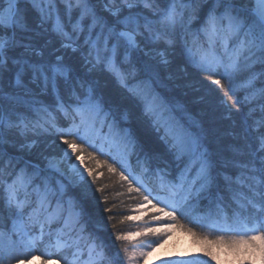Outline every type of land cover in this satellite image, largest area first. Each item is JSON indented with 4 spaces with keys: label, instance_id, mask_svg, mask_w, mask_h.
<instances>
[{
    "label": "snow or ice",
    "instance_id": "1",
    "mask_svg": "<svg viewBox=\"0 0 264 264\" xmlns=\"http://www.w3.org/2000/svg\"><path fill=\"white\" fill-rule=\"evenodd\" d=\"M169 84L226 139L186 128ZM112 186L143 224L114 240L157 237L139 252L101 235ZM175 229L213 264H264V0H0V264H139Z\"/></svg>",
    "mask_w": 264,
    "mask_h": 264
},
{
    "label": "trees",
    "instance_id": "2",
    "mask_svg": "<svg viewBox=\"0 0 264 264\" xmlns=\"http://www.w3.org/2000/svg\"><path fill=\"white\" fill-rule=\"evenodd\" d=\"M29 2V0H21L22 4H28ZM159 90L171 101L173 106L177 104L182 106L183 111L177 110L175 115L186 128L193 131H199L200 128L197 126L199 125L200 127H203L210 141H215L217 138L226 139L224 133L227 130V122L221 118L219 112L213 113L207 111L203 105L198 102V97L195 92L188 91L186 94L183 88H177L174 84H169L167 88H161ZM238 94L242 95V93ZM137 116L138 111H134L131 119L136 121ZM139 131L142 137L150 138L153 141L156 140L155 133L150 126L141 125ZM101 180L103 183H110L104 177H102ZM103 183L101 186H103ZM120 191L124 190L120 189L119 186H112L105 190L104 195L107 196L108 201L107 207L112 209L111 212L105 213L103 211L105 207L104 203H99L98 208L94 209L96 219L99 220L102 217V222L106 225V231L102 232L101 235L105 240H108L109 236H111L110 243L115 245L116 251H118V248H116L117 243L115 242L114 237H112V234H116L117 232L126 229L131 224L128 221L121 223L123 217L126 215L125 210H122L121 208H129L134 203L127 196H119L118 193ZM97 199H101L100 194H97ZM109 216H112L113 218L110 223L108 221ZM112 224H115L116 227L113 228ZM93 227L94 225L90 222V230ZM85 235L87 236V233H85Z\"/></svg>",
    "mask_w": 264,
    "mask_h": 264
},
{
    "label": "rangeland",
    "instance_id": "3",
    "mask_svg": "<svg viewBox=\"0 0 264 264\" xmlns=\"http://www.w3.org/2000/svg\"><path fill=\"white\" fill-rule=\"evenodd\" d=\"M121 209L125 210L126 215L133 214L129 210L130 207ZM137 215H139V213H137ZM144 219H146V216H141V220ZM128 222L131 223L130 226L124 230L117 232L116 234H127L129 232H135L139 227H143V224L140 221L130 220ZM71 224L72 221H69V226H71ZM112 237H114V234H112ZM156 239L157 237L145 235L144 237H133V239L129 242H115L117 243L116 248H118V251L124 247H127L129 251L136 250L139 252L141 250V245H147L151 241ZM79 243L82 247H85L87 244V236L85 235L84 239H81ZM85 252L87 253L86 247ZM187 256H199L200 259L208 260L207 257H203L202 255H200L199 248L196 246L193 238L190 235L182 232L179 229H175L170 232L166 238H162L158 246H153L147 257L139 260V264H163L164 261L184 258ZM121 260H123L122 255ZM32 261H34L36 264H41L40 260L38 259H33ZM124 264H127V262L124 261ZM208 264H213V262L208 260Z\"/></svg>",
    "mask_w": 264,
    "mask_h": 264
},
{
    "label": "bare ground",
    "instance_id": "4",
    "mask_svg": "<svg viewBox=\"0 0 264 264\" xmlns=\"http://www.w3.org/2000/svg\"><path fill=\"white\" fill-rule=\"evenodd\" d=\"M31 264H36L34 261H31Z\"/></svg>",
    "mask_w": 264,
    "mask_h": 264
}]
</instances>
